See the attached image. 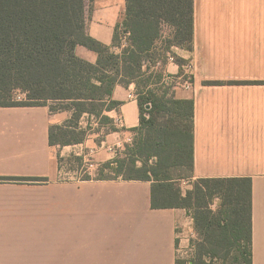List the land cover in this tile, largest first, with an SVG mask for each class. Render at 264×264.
<instances>
[{
    "label": "crops",
    "instance_id": "1",
    "mask_svg": "<svg viewBox=\"0 0 264 264\" xmlns=\"http://www.w3.org/2000/svg\"><path fill=\"white\" fill-rule=\"evenodd\" d=\"M193 9L192 50L173 47L179 62L144 69L180 76L194 65L192 88L175 91L194 102V180L252 179L253 264H264V0H194ZM126 11V0H87V35L121 54L114 38ZM75 53L99 58L84 46ZM113 99L122 105L108 116L122 125L68 146L91 151L99 167L116 159L106 146L140 126L136 85H117ZM70 117L48 106L0 108V178L49 179L0 183V264H178L185 213L152 209L151 183L62 181L50 127Z\"/></svg>",
    "mask_w": 264,
    "mask_h": 264
},
{
    "label": "trees",
    "instance_id": "2",
    "mask_svg": "<svg viewBox=\"0 0 264 264\" xmlns=\"http://www.w3.org/2000/svg\"><path fill=\"white\" fill-rule=\"evenodd\" d=\"M193 1L126 0V17L114 38V46L123 49L118 55L87 35V0H0V108L48 106L52 114L71 113L63 125L50 127V145L64 148L85 142V116L115 131L108 113L122 103L113 99L114 90L135 84L140 126L133 145L126 146L125 157L100 166L96 177L78 181L149 182L152 209L193 212L200 237L193 264H253L252 179H197L193 190L183 194L179 183L195 177L194 102L160 93L155 88L164 85L163 77L144 69L153 63L163 26L174 30L165 41L167 52L173 47L192 50ZM122 27L129 34L125 46ZM78 46L96 52L97 63L80 59ZM16 90L27 92V100L15 101ZM58 162L61 173L64 164L69 171L81 168L85 158L59 154ZM12 182L44 185L49 179L0 178V183ZM215 200L217 210L212 208Z\"/></svg>",
    "mask_w": 264,
    "mask_h": 264
},
{
    "label": "rangeland",
    "instance_id": "3",
    "mask_svg": "<svg viewBox=\"0 0 264 264\" xmlns=\"http://www.w3.org/2000/svg\"><path fill=\"white\" fill-rule=\"evenodd\" d=\"M166 28H162V38L158 41L157 45H156V50L154 51V54L152 55L153 57V63H151L153 66H156L157 60L162 59L163 56H166L168 54H173V52L170 50V52H167L168 49L166 48L165 45V41H167L170 37L173 36L174 34V30L172 28L171 32H166ZM121 33V32H120ZM121 35V34H120ZM165 37V38H163ZM127 41H124L123 39H121V46L125 45ZM166 60L163 59V64L167 63L165 62ZM151 70V69H150ZM152 74H158V76H162L164 77V73H162L161 70H152L151 71ZM168 76L172 75V74H167ZM175 79L174 82H169L168 85H162L159 88H155V89H160L159 92L161 93V91L167 92L171 95H175V91L176 88H181V85H178L177 83H179V80L176 79L178 77V75H174ZM177 76V77H176ZM152 83H156V78H153L151 80ZM181 82V81H180ZM162 84H163V79H162ZM144 85V84H143ZM163 86L165 88H163ZM144 88V86H143ZM19 94L17 92L13 93V99L17 102H23V101H19L18 99ZM82 127L84 129H87V138L88 137H97L98 140H103L105 139L106 136V132L107 129L104 128L103 131H101L99 134L95 133L98 130L100 131L101 127L98 125V120L93 118V117H88L85 116L84 119H82ZM91 125V126H89ZM106 126V125H104ZM107 127V126H106ZM110 129H112V127L110 126ZM136 138V132H133L132 134H130L127 137V141L123 142L122 144H119V146L115 143L112 142L110 144H108L106 146V148H111L113 152H115L116 158L119 155H122V157H125V153H126V146H132L134 143V140ZM128 139H131V141H128ZM56 151H58V154L61 155V157L67 158L68 156H70L71 154H76L78 156H86L85 158V164L81 167V168H77L73 171H69L68 170V166H66L64 164V169L62 171L61 174V179L63 182L66 181H74L77 182L79 179L85 178L87 175H91L92 177H96V173L97 170L99 169V166L96 165V161L94 160V154H92V152L88 151V150H79L80 148H72V147H66V148H61L59 146L55 147ZM76 152V153H75ZM92 165H94L92 167ZM195 182V180H193L192 182H187V181H182L179 183V186L183 192V194L185 195L188 191L193 190V183ZM219 207V201L215 200V202L212 205V208L214 210H217ZM184 210L185 213V226H183L182 229H185L187 232V237L185 239L184 242H180V247H179V252H178V264H193V259L195 257V245L200 241V237L198 235V233L195 230V224H194V220L191 221V219H193V212L190 210Z\"/></svg>",
    "mask_w": 264,
    "mask_h": 264
},
{
    "label": "built area",
    "instance_id": "4",
    "mask_svg": "<svg viewBox=\"0 0 264 264\" xmlns=\"http://www.w3.org/2000/svg\"><path fill=\"white\" fill-rule=\"evenodd\" d=\"M121 34H122V39L124 41H127V38L129 36L128 33H125L124 30H123V27L121 28ZM127 45V42L126 44ZM124 45V46H125ZM163 59H159L157 60V63H156V66L160 67L163 65ZM165 59L167 61V63H171V64H175L177 63V60H176V56L175 55H172V54H168L165 56ZM184 73L180 76H176L179 80V83H177L178 85H181L182 88H184L185 90H189L192 88V78H193V75H194V70H195V67L193 64L189 63V64H186L184 67ZM174 79H175V76L174 75H170L168 76L167 74L164 75L163 77V84L164 85H168L169 82H174ZM181 81V82H180ZM15 92H17L19 94L18 96V99L19 101H23V100H27L28 98V93L27 92H24L22 90H16ZM114 125H122V121L120 118H117L115 119V123ZM128 141H131V139H128ZM94 165H92L93 167Z\"/></svg>",
    "mask_w": 264,
    "mask_h": 264
}]
</instances>
